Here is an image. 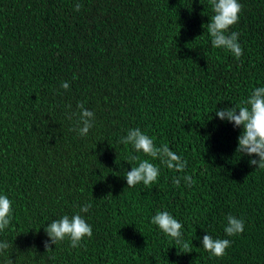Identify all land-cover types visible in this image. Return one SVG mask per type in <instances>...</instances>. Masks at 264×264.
Instances as JSON below:
<instances>
[{
    "label": "trees",
    "instance_id": "trees-1",
    "mask_svg": "<svg viewBox=\"0 0 264 264\" xmlns=\"http://www.w3.org/2000/svg\"><path fill=\"white\" fill-rule=\"evenodd\" d=\"M238 2L236 59L211 45L208 0H0V194L13 202L0 241L14 244L0 264H264V169L215 115L264 86V0ZM78 102L95 113L86 137L71 130ZM137 127L185 170L119 142ZM130 155L160 167L154 185L127 186ZM87 202L92 237L45 251L44 225ZM158 211L182 223L191 252L150 222ZM229 214L243 233L226 236ZM206 232L232 241L226 255L203 249Z\"/></svg>",
    "mask_w": 264,
    "mask_h": 264
},
{
    "label": "clouds",
    "instance_id": "clouds-1",
    "mask_svg": "<svg viewBox=\"0 0 264 264\" xmlns=\"http://www.w3.org/2000/svg\"><path fill=\"white\" fill-rule=\"evenodd\" d=\"M213 15L207 23V32L211 37V45L214 48L229 51L236 59L243 55V49L238 41L239 32L230 31V28L238 23L239 13L242 5L238 0H208ZM81 5L77 3L74 6L75 11H80ZM73 79H76L75 75ZM65 90L69 89L70 84L67 81L61 83ZM68 107H71L70 105ZM79 109L76 126L71 129L78 136L86 137L94 127L95 113L84 106L83 103H77ZM77 113L73 112L67 115L71 120ZM215 115L222 121H228L233 127L240 129L237 137V147L235 153L247 155L256 158L249 159L248 163L255 168L264 169V86L255 87L250 95L245 98L241 105L237 107H224L215 110ZM120 143L131 145L135 152L159 160V163L169 170L183 172L187 167V162L179 154L172 151L167 144L157 145L153 138L144 133L140 128H130L127 134L120 137ZM138 161L137 166H132L130 171L124 176L128 187H135L142 183L145 187L154 185L159 176L161 169L157 164L150 162L148 159H141L140 156L130 155L126 160ZM186 186L191 187L194 180L191 175L183 177ZM173 183L176 186L180 184V178H174ZM92 207L91 202L79 206V211L72 216L62 215L58 219H53L44 225V231L49 237L45 240L44 249L50 251V245H57L65 239L69 240L70 247H83L82 241L87 237L91 238L92 227L86 222L81 213H87ZM13 219V202L6 194H0V232L9 229ZM224 232L226 236L232 237L243 233L245 221L231 214L226 217ZM167 236L171 237L176 244L181 245L183 253L192 251V242L183 239V225L168 211H158L151 217L150 221ZM232 241L223 238H213L206 232L201 240V245L206 252L215 257H223L226 250L231 246ZM13 241H0V255L8 252L13 248ZM5 264H14L8 255Z\"/></svg>",
    "mask_w": 264,
    "mask_h": 264
}]
</instances>
